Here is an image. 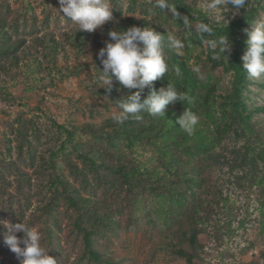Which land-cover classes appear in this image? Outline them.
I'll list each match as a JSON object with an SVG mask.
<instances>
[{
	"label": "rangeland",
	"instance_id": "obj_1",
	"mask_svg": "<svg viewBox=\"0 0 264 264\" xmlns=\"http://www.w3.org/2000/svg\"><path fill=\"white\" fill-rule=\"evenodd\" d=\"M168 2L192 25L225 26L223 16L227 25L242 16L251 23L264 13V0H248L235 14L230 4L213 13L204 9L207 0ZM110 3L113 19L88 32L77 31L58 0H0V220L37 229L58 264H96L83 253L78 218L112 264H264V78L252 80L242 68L247 36L241 45L228 38L227 60L195 32L187 37L182 21L155 0ZM132 26L172 32L184 42L180 55L168 51L169 70L153 83L186 92L188 100L166 109L179 116L189 108L214 133L204 136H214L209 154L173 163L177 173L200 167L203 180L195 188L196 176L187 173V186L174 198L124 183L114 171L121 157L159 171L160 180L176 178L152 140L131 142L117 129V100L131 89L115 78L111 93L102 88L97 53L109 30ZM188 77L198 84L193 91ZM254 179L259 187L249 186ZM5 231L0 225V264H20L3 243ZM17 236L23 249V233Z\"/></svg>",
	"mask_w": 264,
	"mask_h": 264
},
{
	"label": "clouds",
	"instance_id": "obj_2",
	"mask_svg": "<svg viewBox=\"0 0 264 264\" xmlns=\"http://www.w3.org/2000/svg\"><path fill=\"white\" fill-rule=\"evenodd\" d=\"M247 3L248 0H207L204 9L215 13L222 6L230 4L235 14ZM58 4L64 17L78 25L77 31L93 32L113 19L110 0H58ZM154 6L170 10L176 20L179 18L182 21L187 37L190 38L195 32L203 46L228 60L224 53L230 52L231 45L226 32L216 35L214 27L203 21L192 25L188 16H182L168 0H155ZM222 19L226 21V27L228 21L224 16ZM248 24L249 28L243 30L247 39L246 50L241 57L242 68L250 79L259 81L264 78V13ZM193 28L194 31L191 30ZM107 35L110 40L105 41L104 47L97 53L103 67L100 71L102 88L106 93H111L115 78L119 86L138 89L117 100L120 111L114 117L116 123L123 124L129 118L142 120L141 113L145 111L153 118L165 119V110L169 104L189 99L186 92L178 90L172 83L159 89L152 84L162 79L169 70L168 51L176 50L175 53L180 55L179 50L185 47L184 42L174 33L164 35L149 26H132L126 30H109ZM174 71L177 77L181 75L178 66L174 67ZM146 87L149 91L142 99L141 93ZM199 121L200 117L189 108H184L176 118L179 128L188 136L194 134ZM0 225L6 230L3 234L4 245L21 258L20 264H58L54 257L48 255L50 249L42 245V234L37 229L23 221L13 224L8 220H0ZM17 233H23L25 238L26 246L23 249L19 247L21 240Z\"/></svg>",
	"mask_w": 264,
	"mask_h": 264
},
{
	"label": "trees",
	"instance_id": "obj_3",
	"mask_svg": "<svg viewBox=\"0 0 264 264\" xmlns=\"http://www.w3.org/2000/svg\"><path fill=\"white\" fill-rule=\"evenodd\" d=\"M177 7H179V5H177ZM180 10H182V8ZM246 21L245 17L242 16L238 21L228 24L226 27L213 25L215 34L220 35L226 32L228 38L233 36V41L240 42L241 45L243 44L242 39L246 37L243 30L248 28V23ZM239 34L241 39L236 37ZM188 79L191 81L188 83L191 84L190 90L193 91L194 86H197L198 84L194 78L188 77ZM152 84L154 88L158 89V84H154L153 82ZM135 91H138V89H131L130 94ZM148 91L149 89L147 87L143 89L141 93L142 99L147 96ZM141 115L143 116L142 120L129 118L117 129L127 137L131 138V142L143 140V138L152 140L151 144L154 148H156V151L163 154L164 157L166 156L168 162H171L168 164L170 166L169 171L175 175L176 178L173 181H169L168 179L165 181L160 180L161 173L159 171L154 170L150 172L144 168L133 167V165L127 163L126 161H121V157H117L115 158L113 166L114 171L119 175L122 182L139 188H147V190L150 191L162 189L164 190V193H168L170 197L174 198L179 195V187L187 186V180H189L188 178L190 177L185 175L190 173L193 178L196 176V180H193L194 183L192 184L195 185V188H200L203 181L200 173V167H196L195 170L192 168L186 169V167H181L180 173H177L176 170L172 169V165L175 162H181L183 156H187L186 160L187 164H189L190 159H194L195 155H204V153H206V155L209 154L211 148L213 149L215 146L213 145V141H211L214 136L208 138L209 141H204L205 133L211 130L210 126L203 121H199L194 134L192 136H188L176 123V118L178 117L177 113L172 112L170 109L165 110V119L153 118L148 115L146 111L141 113ZM218 125V123L215 124V128L218 130L217 134L221 135V129ZM142 127L143 129L146 128V130L149 129L150 131L143 130ZM211 134H214L212 133V130ZM255 140L259 144H263L262 136H256ZM259 183L260 180L254 179V181H251L249 186L259 187ZM58 184H62L60 179H58ZM69 201L74 203L72 198H69ZM260 208L264 209V199L260 201ZM74 226L81 235L83 253L86 257L96 264L101 262H104L105 264H112V262L109 259L104 258L102 253L94 246L92 241V231L89 228L90 226L83 225L81 223V218H78V220L74 222Z\"/></svg>",
	"mask_w": 264,
	"mask_h": 264
}]
</instances>
